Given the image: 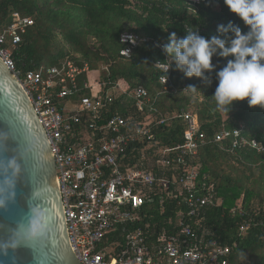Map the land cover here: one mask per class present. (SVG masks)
<instances>
[{"label": "trees", "instance_id": "16d2710c", "mask_svg": "<svg viewBox=\"0 0 264 264\" xmlns=\"http://www.w3.org/2000/svg\"><path fill=\"white\" fill-rule=\"evenodd\" d=\"M14 12L34 21L25 32H20L19 43L5 44L11 48L19 69H46L69 58L79 66L89 64L90 70L80 76L81 82L107 83L98 95L105 103L98 125L120 115L133 126L143 124L152 115L149 107L144 113L137 108L134 96L113 89L117 83L129 91L144 86L158 117L170 118L184 112L198 115L208 141L199 146L196 156H187V161L199 169V194H215L216 205L203 207L197 215L189 216L185 203L188 193L175 185L179 195L174 203L160 204L157 200L145 204L136 211L138 220L131 229L140 227L148 239L156 241L161 236L179 234L178 220L185 217L197 233L202 249L221 244L231 248L230 264H264V109L238 101L222 111L212 97L216 86L214 74L213 83L205 85L196 77L185 78L173 65L171 84L165 88L160 79L167 73L153 65L166 59L156 42L166 43L170 32L183 37L190 29L210 37L217 34L218 24L230 20L244 28L223 0H206L195 7L189 0H0V29L12 23ZM124 31L151 40L125 57L121 54L125 47L121 41ZM213 62L223 64L216 58ZM189 84H195L197 91L185 89ZM111 90L114 98L109 102L106 94ZM152 126L155 140L145 138L143 143H135L136 150L128 149L127 155L137 160L142 152L153 156L159 148L184 142L186 123L182 118ZM223 128H242V135L256 139L263 150L251 145L232 149L231 139L216 143L213 136ZM236 207L242 208L244 214L233 212ZM243 225H247V230L241 231ZM112 236L121 238L122 233L117 230ZM110 241L106 238V246Z\"/></svg>", "mask_w": 264, "mask_h": 264}, {"label": "built area", "instance_id": "2783aa9c", "mask_svg": "<svg viewBox=\"0 0 264 264\" xmlns=\"http://www.w3.org/2000/svg\"><path fill=\"white\" fill-rule=\"evenodd\" d=\"M204 1L189 0L192 7ZM33 22L19 12L13 13L12 23L0 29V57L21 81L51 142L68 230L81 263L230 264L231 248L214 244L208 250L202 249L197 233L185 217L178 220L179 234L161 236L156 241L148 239L140 227L131 229L138 220L136 211L145 204L158 200L160 204L170 202L172 205L179 195L175 185L188 193L185 203L189 216L197 215L203 207L216 205L215 194H199V169L187 161V156H196L199 146L208 141L198 115L184 112L170 118L158 117L159 112L144 86L129 91L117 83L113 89L134 96L137 108L144 113L149 107L154 117L149 115L143 124L132 126L120 115H115L98 125L105 104L98 95L107 83L91 85L88 81H80V76L90 70L89 64L79 66L65 58L59 65L46 69L23 72L17 67L11 48L5 44L19 43L20 32H25ZM127 36L135 37L136 43L122 40ZM149 40L151 38L124 31L121 41L125 47L121 54L130 57L139 45ZM156 45L160 47L162 43L156 42ZM171 72L160 79L165 88L171 84ZM106 96L112 101L114 91ZM178 118L186 123L183 143L159 148L153 156L142 152L137 160L127 155L128 149L136 150L135 143H143L145 138L155 140L152 124L158 127ZM227 139L232 140V149L251 145L263 150L256 139L242 135V128H223L213 136L216 143H224ZM232 210L244 214L240 207ZM117 230L122 233L121 238L112 236ZM245 230L247 225L241 227V231ZM108 237L111 241L106 246Z\"/></svg>", "mask_w": 264, "mask_h": 264}, {"label": "water", "instance_id": "95a60500", "mask_svg": "<svg viewBox=\"0 0 264 264\" xmlns=\"http://www.w3.org/2000/svg\"><path fill=\"white\" fill-rule=\"evenodd\" d=\"M13 160L18 173L8 167ZM0 188V264H82L72 246L51 142L30 96L1 57ZM33 209L48 216L36 239L21 231Z\"/></svg>", "mask_w": 264, "mask_h": 264}, {"label": "clouds", "instance_id": "9594fccd", "mask_svg": "<svg viewBox=\"0 0 264 264\" xmlns=\"http://www.w3.org/2000/svg\"><path fill=\"white\" fill-rule=\"evenodd\" d=\"M229 12L243 22L244 28L235 21L218 24L216 35L210 37L200 32L186 30L181 37L173 31L166 43L160 45L166 59L153 65L169 74L173 69L187 79L198 78L203 84L216 82L212 97L218 109L227 111L235 102L246 101L249 107L264 109V0H223ZM136 43L133 36L122 40ZM223 61L222 66L213 60ZM185 89L193 92L198 87L189 84ZM184 89V90H185ZM8 167L15 173L20 168L15 160ZM5 183L13 186L11 180ZM4 189L0 188V192ZM5 201L0 199V207ZM48 227L47 213L33 209L31 218L21 231L30 239L42 236Z\"/></svg>", "mask_w": 264, "mask_h": 264}, {"label": "rangeland", "instance_id": "374dc122", "mask_svg": "<svg viewBox=\"0 0 264 264\" xmlns=\"http://www.w3.org/2000/svg\"><path fill=\"white\" fill-rule=\"evenodd\" d=\"M102 67H104V66H102Z\"/></svg>", "mask_w": 264, "mask_h": 264}]
</instances>
